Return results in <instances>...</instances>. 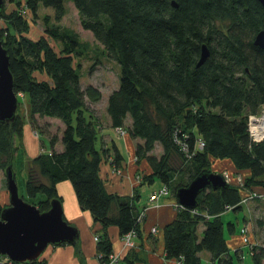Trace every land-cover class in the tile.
Returning a JSON list of instances; mask_svg holds the SVG:
<instances>
[{
	"label": "trees",
	"instance_id": "16d2710c",
	"mask_svg": "<svg viewBox=\"0 0 264 264\" xmlns=\"http://www.w3.org/2000/svg\"><path fill=\"white\" fill-rule=\"evenodd\" d=\"M7 2L15 8L0 13L8 24L0 27V42L8 56L13 92L28 97L30 112L26 119L32 127L38 118L63 124L60 136L45 131L50 152L25 162L28 200H24L41 213L48 211L52 200L62 203L57 185L68 182L78 205L95 223L104 230L115 226L119 237L132 230L138 237L142 222L137 221L140 211L134 198L106 193L99 178L104 160L111 159L117 168L123 159L113 145L108 149L98 147L103 126L86 100L98 102L102 96L93 85L81 87L77 72L80 65L75 69L73 60L82 45L71 34L50 28L48 17H44V33L61 44L59 50L54 51L43 37L30 41L24 35L28 24L17 8V0ZM64 2L25 0L24 4L34 18L38 5L51 8L55 22H59L65 15ZM72 3L81 28L91 33L120 70L118 86L106 100V115L111 128H121L141 140L135 146L136 163L145 161L151 169L149 175L140 177L141 183L151 185L156 179L176 200V191L211 170L213 161H227L235 171L245 173L243 189L264 190V139L253 143L247 131L248 115L258 114L264 105V47L254 42L256 35L264 32V9L258 0ZM202 45L208 47L210 57L196 67ZM36 73L47 80L38 79ZM128 117L131 126L126 128ZM24 118L16 112L13 122L0 124L1 171L10 165L14 171L13 140L22 135ZM176 140L185 143L186 155ZM197 141L204 144L202 150L197 149ZM57 143L61 144L60 151L55 149ZM156 146L161 149L158 157L151 153ZM241 191L232 184L218 191L209 188L196 198V209L176 208L175 220L162 230L165 260L200 264L198 254L204 251L213 264H234L235 260L243 264L240 250L229 253L220 220L230 210L241 211L245 199ZM3 209L0 197V213ZM262 221L259 226L264 230ZM199 224L203 225L201 237L197 233ZM233 230L234 224L228 223V234ZM98 237L97 258L100 264H106L113 253L111 239L106 234ZM77 242L72 246L84 264ZM257 248L255 243L248 253L253 264H262L264 247ZM133 251L121 262H138ZM25 264L43 263L37 259Z\"/></svg>",
	"mask_w": 264,
	"mask_h": 264
},
{
	"label": "crops",
	"instance_id": "0c3cea01",
	"mask_svg": "<svg viewBox=\"0 0 264 264\" xmlns=\"http://www.w3.org/2000/svg\"><path fill=\"white\" fill-rule=\"evenodd\" d=\"M40 76V80H47L45 75ZM104 113L106 115V109ZM39 120L48 124L52 123L51 121H55V123H57V128L63 129V124L59 120H53L51 118H43ZM124 125L126 128L131 126V120L129 117L126 118ZM22 130L24 145L26 141L30 146L29 152H31V154H29V156H38L40 153L50 152L49 148H44L43 143L38 140L39 137L34 135L35 131L32 129V126L27 120L25 121ZM58 136H60V134ZM44 138L49 144V141L45 136ZM99 138H101V140L98 143V147L101 146L108 149L113 145L117 148L123 159L117 168L112 166L111 159L109 158L101 163L99 167V178L103 182L105 192L122 198L133 197L137 210L141 211V209H146L144 212L145 218L140 224L141 226L138 237L133 239L136 247L133 252L137 258H139V261L135 264H179L178 261L175 260H165L163 246L164 241L162 235L164 226L175 220L178 214L176 207L174 206L177 204V201L171 196V194H168L159 197L157 201H155L156 203L150 206L148 198L155 192L160 191L162 184L156 179H153L154 182H152L151 185L141 183L140 177L151 173V169H149L145 161H142L139 165H137L136 158L134 157L136 149L135 146L138 142H141V140L133 139L128 135V133L124 136H118L116 130L109 126L108 115L105 117V124L101 129ZM55 149L60 151L61 144L57 143L55 145ZM211 166L214 168L213 170L211 169V171L217 174L222 171H228V168L230 170L231 163L227 161H213ZM215 168H217V170H215ZM232 168L234 169L233 165ZM254 190L250 192H256ZM257 190L264 191L263 189ZM57 191L62 197L61 206L63 210V217L69 225L76 227L78 230L79 239L77 246L81 252L83 260L82 263L100 264L97 258V242L94 241V237L104 234L110 237L114 254H121V259L127 255L129 251L124 249L122 237L118 236V229L115 226H110L108 229L104 230L99 223H95L89 212L83 211L80 208V205H78L71 183H59L57 185ZM2 200L5 204L8 202L9 197L7 191L1 201ZM153 227H156L157 232L151 235L150 230ZM261 229L263 230V228ZM202 230L203 225L199 224L197 228L199 237H201ZM225 241L228 245L230 254L233 255V251L240 250L242 253L243 263L244 254L249 251L248 246H245L241 242L239 232H236L234 228L233 233L228 234L227 237H225ZM198 255L200 257V264H213L210 261V255L207 252H199ZM38 262L43 264H81V260H79L78 256H76L74 246L67 244L64 246H48L44 250L42 256L38 259Z\"/></svg>",
	"mask_w": 264,
	"mask_h": 264
},
{
	"label": "rangeland",
	"instance_id": "374dc122",
	"mask_svg": "<svg viewBox=\"0 0 264 264\" xmlns=\"http://www.w3.org/2000/svg\"><path fill=\"white\" fill-rule=\"evenodd\" d=\"M17 6L19 12L24 14L25 19H27V32L24 34L30 41H37L39 38L43 37L44 39L46 38L50 46L54 49V51L57 52L59 50V46L61 45L57 40H53L50 38L48 35H46L45 32V25H44V17L49 18L48 26L50 28H58L63 32L69 33L72 36H74L77 40L78 43H80L82 46L79 49L80 54L78 56H74V67L77 69V66L80 65V68L77 69V72L79 73L80 76V83L81 87L85 88L88 85H93L95 88L98 89V91L101 93V99L98 102H92L90 103L88 100H86V105L91 109V111L96 110L97 115H95L101 124V126H104L105 124V109H106V100L108 96L111 94L114 89L117 88L118 86V77L120 74V70L118 68L117 63L113 60H110L107 55L105 50L102 48L100 44H98L95 39L92 37L90 32L84 31L83 28L80 26V17L78 12L76 11L75 7L73 6L72 0H65L64 6H65V15L59 22H55L53 18V10L51 8L47 7H42L41 5H38V10H37V15L34 18L30 11L25 8V0H17ZM15 4H8L7 0H5V11L6 13L11 12L15 8ZM8 26L6 20L4 17H0V27H5ZM11 32V31H10ZM13 32V31H12ZM61 47V46H60ZM36 77L41 79V76L36 74ZM45 77V76H44ZM17 97V96H16ZM19 106L17 109V113L21 115L22 117H25L27 113L30 112V107H29V101L28 97L24 98V100H19L17 97ZM258 113L259 116L262 115L261 111ZM29 122V119H26ZM25 120V121H26ZM56 120V119H53ZM51 121V120H50ZM52 123H45L44 121L37 120L35 122L34 127L32 129L35 131L37 136L39 137V141L43 143L44 148H49L48 142L45 140L44 136L48 140V135L49 134H59L60 128H57V123L55 121H51ZM33 131V132H34ZM43 131V132H42ZM47 131V132H45ZM23 133V131H22ZM48 135H47V134ZM117 133V132H116ZM118 134V133H117ZM126 133L118 136H124ZM35 135V134H34ZM14 150L15 155H14V175H15V184L18 188V194L23 197L24 199L28 200L26 196V174H25V162L28 159H32L36 156H29L31 152H29L30 146L28 143L23 141V135L21 136H14ZM49 141V140H48ZM13 148V149H14ZM42 148V147H41ZM43 149V148H42ZM152 155L158 157L161 153V149L159 146H156L154 150L151 152ZM26 156V158H25ZM211 169L213 170L214 168ZM217 170V168H215ZM214 170V171H215ZM222 171L220 174H223ZM229 176V182L232 184L234 187H237L238 189L241 188V192L245 196H250L251 192L250 190L247 191L243 189V187L238 186L235 184V180L237 177L243 178L244 181V176L245 173L243 172H236L233 168L232 165L230 167V170L228 168V171H226ZM4 171L0 170V195L1 199H3L5 193H6V186H5V175L3 174ZM261 195H264V191H259L256 190V193ZM42 197V196H41ZM39 196V198H41ZM38 201V199H37ZM8 202L3 203V200L1 201V204L6 207L8 206ZM263 213H264V201L263 198H254L252 200H248L244 203H242L241 211L234 212H226L224 213L220 220L223 223V232L225 237H227L228 232L227 230V224L232 222L234 224V228L236 232H240V228L246 224L248 226V231H250L249 239L250 242L256 243L257 247L260 248L261 246L264 247V230L261 229L259 226V222H261L263 219ZM249 217V218H247ZM249 219V220H248ZM263 222V221H262ZM250 223V224H248ZM243 243V242H242ZM257 248V249H258ZM245 253V252H244ZM2 257V258H1ZM1 260H4L5 258L8 259L5 256H1ZM235 260V259H234ZM234 264H238L237 261H234ZM243 264H253L252 262V257L251 254L246 252L244 254L243 258ZM264 264V261L262 262Z\"/></svg>",
	"mask_w": 264,
	"mask_h": 264
},
{
	"label": "water",
	"instance_id": "95a60500",
	"mask_svg": "<svg viewBox=\"0 0 264 264\" xmlns=\"http://www.w3.org/2000/svg\"><path fill=\"white\" fill-rule=\"evenodd\" d=\"M264 9V0H258ZM4 1L0 0V13ZM173 7H177L173 3ZM255 45L264 47V32L256 35ZM209 49L202 45L200 59L196 67L209 59ZM9 60L0 42V124L14 121L18 100L13 92V77L9 71ZM5 186L9 197L8 206L0 213V255L9 260L24 264L39 259L48 246L74 245L78 230L72 227L63 217L61 203L52 200L49 210L40 212L18 194L12 165L4 171ZM226 181L220 173L206 170L195 177L188 186L176 191V201L183 207L194 210L196 198L207 189L218 191L224 189ZM119 264H126L121 262Z\"/></svg>",
	"mask_w": 264,
	"mask_h": 264
},
{
	"label": "built area",
	"instance_id": "2783aa9c",
	"mask_svg": "<svg viewBox=\"0 0 264 264\" xmlns=\"http://www.w3.org/2000/svg\"><path fill=\"white\" fill-rule=\"evenodd\" d=\"M21 15L24 16V14H22V12L20 13ZM19 99L21 100H24V96L22 93H18L16 95ZM260 111L262 113L261 116H259L258 114L256 115H252V114H249L248 117H247V131H248V136H249V139L251 142L253 143H260V141H262L264 139V128H261V120L264 119V105L262 107H260ZM260 113V112H259ZM116 132L120 135L124 134V130H122L121 128H116ZM35 136H37V134L35 133ZM176 143L180 146V149L182 151V153L184 152L185 155L187 154V146L185 145V143L181 142V141H178L176 140ZM197 146V149L198 150H202L203 147H204V144L201 142V141H197L196 144ZM222 177H224L225 181H226V184H229V179H230V176L227 172H223V174H221ZM138 180V178H137ZM244 181H243V178L241 177H237V179L235 180V184L238 185V186H241L243 185ZM169 194V191L164 187L162 186V188L160 189V191L158 192H155L154 194H152V196H150L148 198V202L150 204V206H152V204H155L157 201V199L159 197H162L163 195H168ZM254 198H263V201H264V195H261L260 193L257 194L256 192L254 193H251L250 196H247L243 201L242 203L248 201V200H252ZM176 208L180 207V208H183L178 202L177 204L174 205ZM145 208L142 209L140 212H139V216H138V219L137 221L138 222H142V220L144 219L145 217ZM263 219H264V213H263ZM250 224V223H248ZM239 235H240V238H241V242H243V244L245 246H248V248H251L252 246H254L255 243H251L250 242V239H249V235H250V231H248V226L246 224H244L240 230H239ZM157 232V229L156 227H153L151 230H150V234L153 235ZM136 238V233L135 231H131L129 233H127L126 235H124V237H122V243H123V247L124 249H126L127 251H131L132 249H135V245H134V242H133V239ZM99 240V237H94V241L95 242H98ZM121 254H114L112 253L109 257V261L106 263V264H119L121 262ZM0 264H14L13 261L9 260V259H4V260H1L0 258ZM25 264V263H24Z\"/></svg>",
	"mask_w": 264,
	"mask_h": 264
},
{
	"label": "bare ground",
	"instance_id": "6f19581e",
	"mask_svg": "<svg viewBox=\"0 0 264 264\" xmlns=\"http://www.w3.org/2000/svg\"><path fill=\"white\" fill-rule=\"evenodd\" d=\"M260 122H261V128H264V119H262Z\"/></svg>",
	"mask_w": 264,
	"mask_h": 264
}]
</instances>
